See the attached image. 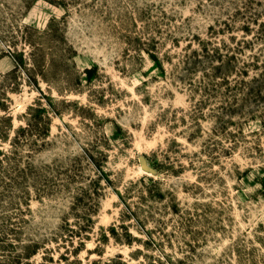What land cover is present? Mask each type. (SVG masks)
Masks as SVG:
<instances>
[{
	"label": "rangeland",
	"instance_id": "rangeland-1",
	"mask_svg": "<svg viewBox=\"0 0 264 264\" xmlns=\"http://www.w3.org/2000/svg\"><path fill=\"white\" fill-rule=\"evenodd\" d=\"M0 264H264V0H0Z\"/></svg>",
	"mask_w": 264,
	"mask_h": 264
}]
</instances>
